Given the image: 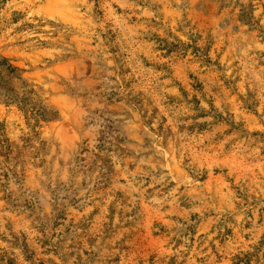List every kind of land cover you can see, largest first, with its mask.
Returning a JSON list of instances; mask_svg holds the SVG:
<instances>
[{
  "label": "rangeland",
  "instance_id": "374dc122",
  "mask_svg": "<svg viewBox=\"0 0 264 264\" xmlns=\"http://www.w3.org/2000/svg\"><path fill=\"white\" fill-rule=\"evenodd\" d=\"M3 60L0 264H264V0H0Z\"/></svg>",
  "mask_w": 264,
  "mask_h": 264
},
{
  "label": "trees",
  "instance_id": "16d2710c",
  "mask_svg": "<svg viewBox=\"0 0 264 264\" xmlns=\"http://www.w3.org/2000/svg\"><path fill=\"white\" fill-rule=\"evenodd\" d=\"M7 60H3L1 63H0V67L2 68H5L6 71L10 74H13L14 72H16L18 69L17 68H14L12 66H7ZM3 80L0 81V84L2 83ZM2 93H0V97H1ZM16 99V100H15ZM19 97L17 96L16 98L12 99L13 101H18Z\"/></svg>",
  "mask_w": 264,
  "mask_h": 264
}]
</instances>
